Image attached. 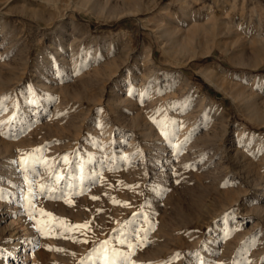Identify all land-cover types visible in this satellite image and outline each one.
Wrapping results in <instances>:
<instances>
[{
    "label": "rangeland",
    "instance_id": "obj_1",
    "mask_svg": "<svg viewBox=\"0 0 264 264\" xmlns=\"http://www.w3.org/2000/svg\"><path fill=\"white\" fill-rule=\"evenodd\" d=\"M125 1L0 0V264H264V0Z\"/></svg>",
    "mask_w": 264,
    "mask_h": 264
},
{
    "label": "bare ground",
    "instance_id": "obj_2",
    "mask_svg": "<svg viewBox=\"0 0 264 264\" xmlns=\"http://www.w3.org/2000/svg\"><path fill=\"white\" fill-rule=\"evenodd\" d=\"M132 0H127L124 3H128V5L130 6V2ZM136 1V0H134ZM132 5V4H131ZM127 6V5H126ZM174 15V14H173ZM192 15V14H191ZM191 15H184L182 16V18L176 17V16H171L170 19L166 20V19H160L159 23L157 24V28L160 29L162 31L163 36H165L170 42V48L169 50L176 53V54H180L182 52H185L188 50V48H190V46L193 44V42L198 38L199 36V32L200 30H206L207 28L200 25L199 22L195 23V24H191V26H189L188 22L193 21L195 19V17H191ZM191 17V18H190ZM195 22V21H194ZM221 23V22H220ZM218 21L213 24L212 26L210 25L209 28H212L213 31L217 26H219ZM185 26V27H183ZM189 33L188 35H184L183 31H188L186 30L187 28L189 29ZM184 28H186L185 30H183ZM218 28V27H217ZM220 29V28H219ZM210 30V29H209ZM204 32V31H203ZM202 35V34H201ZM263 39V38H262ZM209 50V49H208ZM169 51V52H170ZM210 51V50H209ZM206 53V52H205ZM127 54H130L129 52ZM129 56V55H128ZM116 58L113 57V59L108 62L105 65V72H110V75H113V69L112 67L117 66L118 62L116 63ZM137 61L140 62V64H145V62H149L152 63L153 58H152V51L151 49H148V46H144L143 49L141 50V52L138 54L137 56ZM139 64V65H140ZM148 63H146L147 65ZM146 65H142L141 68H143V66ZM119 67V66H118ZM151 69V68H150ZM98 73H104L103 70L98 71ZM143 73V72H142ZM149 73V72H148ZM201 75L204 76L209 82H211L212 84H214L215 86L218 87V89H226L223 86V81H220V78L213 72L210 70V68H203L200 71ZM147 75V74H146ZM144 76L147 77V76ZM115 76V75H114ZM113 76V77H114ZM240 76H243V73L240 74ZM110 77V76H109ZM118 77V74H117ZM116 77L115 79V84L114 87H118L119 86V79ZM139 77V76H138ZM142 78V77H140ZM139 78V79H140ZM111 80V79H110ZM145 80V79H144ZM141 82L144 83L143 79L141 80ZM52 86V85H51ZM133 86H137V83L133 84ZM132 86V87H133ZM142 86V85H141ZM54 87V86H53ZM153 87V85L151 86V88ZM167 87V86H166ZM135 88V87H134ZM249 88V87H248ZM250 90H252L251 88H249ZM249 90V91H250ZM60 91V90H59ZM248 90H246L245 88H241V87H235L234 89H231L230 91H228L227 93L233 98V100L237 103H240L241 105H244L246 107V109H248V112H250L249 114H251V116H258V111H259V103H258V99L256 98L255 94L252 92H249ZM253 91V90H252ZM139 92V91H138ZM255 92V91H254ZM257 93V92H256ZM56 94V93H55ZM138 94V99L139 96H141L140 93ZM147 95V93H146ZM260 95V94H259ZM116 98V97H115ZM121 98V97H120ZM149 98V97H148ZM120 101V100H119ZM134 101V99H130V102ZM260 101V100H259ZM118 102V101H117ZM128 102V101H127ZM126 102V103H127ZM137 102V101H136ZM151 102V101H150ZM149 102V103H150ZM129 103V102H128ZM148 105V104H147ZM122 106V105H121ZM127 106V105H126ZM135 106V105H134ZM150 106V105H149ZM153 106V105H152ZM130 107V106H128ZM132 107V106H131ZM130 107V108H131ZM151 108V107H150ZM126 109V108H125ZM137 112V111H136ZM135 114V113H134ZM137 115V114H136ZM131 117V116H130ZM126 118V116H125ZM147 118V117H146ZM146 118L142 117V116H136L135 118L132 119V123L133 125L137 128V130H139V132H141V134L146 138V137H156V134L153 133V131H150L148 126L146 125ZM125 120V119H124ZM140 134V135H141ZM158 135V134H157ZM143 137V138H144ZM158 137H156L157 139ZM159 139V138H158ZM157 139V140H158ZM133 143V141H132ZM131 143V144H132ZM156 143V142H154ZM129 144V143H128ZM130 145V144H129ZM159 144L157 143V146ZM161 145V144H160ZM262 198L259 199L257 202H261L264 200V192L261 193ZM10 207H8L6 215L10 214ZM12 223V221H11ZM13 223H15L13 221ZM12 225V224H11ZM27 230V229H25ZM24 232V231H23ZM27 233V231H25ZM11 237L10 240L13 243V247L11 250V260L14 261V264H18L20 257H21V252L24 251V249L26 248V246H28L29 244H31V242L29 241V239H27V243L24 246V249L22 248V244H21V236L18 232H11L10 233ZM213 236L214 235H210L209 239L210 241L213 240ZM209 242V241H208ZM33 261H35L33 259Z\"/></svg>",
    "mask_w": 264,
    "mask_h": 264
},
{
    "label": "trees",
    "instance_id": "obj_3",
    "mask_svg": "<svg viewBox=\"0 0 264 264\" xmlns=\"http://www.w3.org/2000/svg\"><path fill=\"white\" fill-rule=\"evenodd\" d=\"M261 73H264V69L262 71H260ZM198 80L201 82V84L203 85V87H207L208 85L201 79V78H198Z\"/></svg>",
    "mask_w": 264,
    "mask_h": 264
}]
</instances>
